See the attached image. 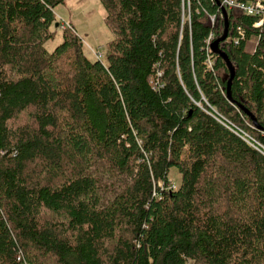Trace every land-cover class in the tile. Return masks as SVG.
Segmentation results:
<instances>
[{
    "label": "trees",
    "instance_id": "16d2710c",
    "mask_svg": "<svg viewBox=\"0 0 264 264\" xmlns=\"http://www.w3.org/2000/svg\"><path fill=\"white\" fill-rule=\"evenodd\" d=\"M64 1L0 0V264H264V22L228 97L216 0H99L104 60Z\"/></svg>",
    "mask_w": 264,
    "mask_h": 264
},
{
    "label": "rangeland",
    "instance_id": "374dc122",
    "mask_svg": "<svg viewBox=\"0 0 264 264\" xmlns=\"http://www.w3.org/2000/svg\"><path fill=\"white\" fill-rule=\"evenodd\" d=\"M55 15L58 20L57 26H55L57 33L55 40L48 42L49 49L62 41L60 30L67 26H74L84 42L85 53L93 59H96L95 55H101V59L104 60L108 49L107 43L114 35L105 24V11L99 0H65L63 4L55 8ZM256 41L257 37L251 36L246 43L245 50L250 52V49L256 45ZM179 182L180 174L177 169L170 168L169 186L178 187Z\"/></svg>",
    "mask_w": 264,
    "mask_h": 264
},
{
    "label": "built area",
    "instance_id": "2783aa9c",
    "mask_svg": "<svg viewBox=\"0 0 264 264\" xmlns=\"http://www.w3.org/2000/svg\"><path fill=\"white\" fill-rule=\"evenodd\" d=\"M220 5L225 7L226 10L235 8L240 10L243 14L248 16H255L257 17V20L253 22V27L260 28L264 22V0H249V1H242V0H221ZM220 7V6H219ZM211 21H214V17H210ZM235 34L232 37V40L234 43H237V41L240 39L245 38V32L242 26L238 25L235 28ZM213 33H210V35L207 38V43L209 44L211 40H213ZM96 58L101 59V55H95ZM241 132V137L244 138L250 145L253 147H256L255 142L250 138V136L243 132ZM263 148V146H261ZM170 187H175L174 185H171Z\"/></svg>",
    "mask_w": 264,
    "mask_h": 264
},
{
    "label": "water",
    "instance_id": "95a60500",
    "mask_svg": "<svg viewBox=\"0 0 264 264\" xmlns=\"http://www.w3.org/2000/svg\"><path fill=\"white\" fill-rule=\"evenodd\" d=\"M217 4L220 6V10L222 12L223 15V19H224V28L222 31V34L220 36H218L217 38H215L211 43H210V50L214 53H217L226 63V66L229 70V79L227 81V95L228 97H230V86H231V80L234 76V66L232 64V62L230 61L229 57L227 56V54L222 51L221 49H219V42L224 41L227 38L228 35V20H227V11L225 9V7L220 5V2L218 0H216ZM57 25V23H56ZM243 108V107H242ZM243 110L246 112L247 115H249L251 117V119L253 120V122L256 124V119L255 117L245 108H243Z\"/></svg>",
    "mask_w": 264,
    "mask_h": 264
},
{
    "label": "crops",
    "instance_id": "0c3cea01",
    "mask_svg": "<svg viewBox=\"0 0 264 264\" xmlns=\"http://www.w3.org/2000/svg\"><path fill=\"white\" fill-rule=\"evenodd\" d=\"M254 47H255V46H254ZM245 49H246V47H245ZM253 49H254V48H253ZM253 49H250V52L253 51Z\"/></svg>",
    "mask_w": 264,
    "mask_h": 264
}]
</instances>
